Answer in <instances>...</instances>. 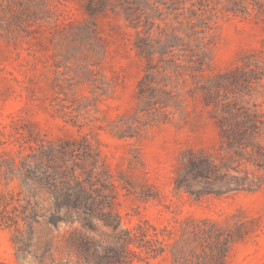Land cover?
Instances as JSON below:
<instances>
[{
    "label": "rangeland",
    "instance_id": "rangeland-1",
    "mask_svg": "<svg viewBox=\"0 0 264 264\" xmlns=\"http://www.w3.org/2000/svg\"><path fill=\"white\" fill-rule=\"evenodd\" d=\"M11 3L40 16L0 32V264H108L113 230L53 222L26 179L65 142L131 238L116 264H264V0ZM223 109L244 120L230 134Z\"/></svg>",
    "mask_w": 264,
    "mask_h": 264
},
{
    "label": "trees",
    "instance_id": "trees-1",
    "mask_svg": "<svg viewBox=\"0 0 264 264\" xmlns=\"http://www.w3.org/2000/svg\"><path fill=\"white\" fill-rule=\"evenodd\" d=\"M2 11L3 14L0 11V32L2 30L7 32L22 31L21 29L31 25L34 23L33 21H37L40 16L38 11L26 9V7L22 9L16 3H11ZM134 27L136 26L134 25ZM137 48L146 56L152 70V63L156 59L157 51L144 39H140ZM149 75L151 74H147L141 82V90L147 86L146 80H152ZM219 115H221L219 121L225 134L232 133V129L239 128L244 121L239 119L241 114L234 113L232 110L223 109ZM229 116L235 117L233 127L228 124L231 122ZM80 151V146L73 147L72 144L66 142L59 147H50L45 151L43 157L36 159L34 166L28 165L26 179L34 182L30 184L31 188L35 189L34 184H39L52 193L54 207L51 220L53 222L64 221L70 224L79 222L86 229L97 228L100 223L104 227L112 229L114 241L105 249L102 259L106 260L108 264L121 263L125 256L124 251L132 244L131 238L122 229L123 220L115 209L112 195L99 186L102 183L97 179L95 169L87 173L83 166L70 165L71 158L76 157ZM47 167H52L54 172L50 173ZM214 168L213 163L208 160L190 161V170L197 178H210L214 173ZM68 169L71 171L70 174H67ZM78 170H84V172L79 173ZM34 204L39 207L37 200ZM73 243L78 248L83 247L76 238H73Z\"/></svg>",
    "mask_w": 264,
    "mask_h": 264
}]
</instances>
